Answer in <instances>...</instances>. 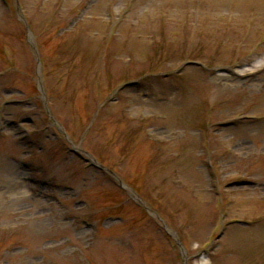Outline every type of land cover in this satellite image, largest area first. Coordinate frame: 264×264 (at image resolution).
I'll use <instances>...</instances> for the list:
<instances>
[{
	"label": "rangeland",
	"instance_id": "1",
	"mask_svg": "<svg viewBox=\"0 0 264 264\" xmlns=\"http://www.w3.org/2000/svg\"><path fill=\"white\" fill-rule=\"evenodd\" d=\"M0 264H264V0H0Z\"/></svg>",
	"mask_w": 264,
	"mask_h": 264
}]
</instances>
